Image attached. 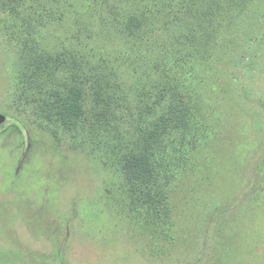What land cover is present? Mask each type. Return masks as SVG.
<instances>
[{
  "label": "rangeland",
  "instance_id": "rangeland-1",
  "mask_svg": "<svg viewBox=\"0 0 264 264\" xmlns=\"http://www.w3.org/2000/svg\"><path fill=\"white\" fill-rule=\"evenodd\" d=\"M161 1L0 0V264H264V0ZM164 46L194 66L197 142L131 191Z\"/></svg>",
  "mask_w": 264,
  "mask_h": 264
},
{
  "label": "trees",
  "instance_id": "trees-1",
  "mask_svg": "<svg viewBox=\"0 0 264 264\" xmlns=\"http://www.w3.org/2000/svg\"><path fill=\"white\" fill-rule=\"evenodd\" d=\"M120 1L123 2L120 11L122 12L123 6L127 3L128 0ZM156 1H159L162 4L161 0ZM95 2L97 3L98 0H94L93 4H95ZM162 5L170 6L168 1H164ZM162 5L160 7H162ZM180 5L184 6L183 2L180 1ZM91 9L93 11L92 6ZM62 17L63 16L60 13L58 19L62 20ZM167 23L169 22L167 21ZM130 28H134V30H132V37L133 31H136V38H139L140 29H144L143 27L139 26L138 23H135L131 19L127 22L125 26L126 32L129 31ZM150 30H152V28H150ZM154 32L155 31L152 30L150 34H153ZM201 38L207 39L208 42L210 37L201 36ZM162 41H164L162 37H159L156 38L152 42V44L157 42H159V44H163ZM189 41L187 40L188 44L187 46L185 45L186 49H193L192 36L189 37ZM159 44H156L157 48L159 47ZM170 52L171 49L165 46L159 51L152 50V56L154 58H163V67L161 70L162 76H159V79L161 78V80H157V85L154 86V101H152L153 108L151 107L147 111V114H151L153 113V111L155 114L159 111V109H161L160 115L158 116L157 120L152 124V127L149 128L150 133L146 132V134L143 136L144 142L141 146L143 150L139 154L132 153L126 156H122V167L125 171V174L127 175L128 181L132 184L131 191H133V189H138L140 185H145L147 187V185L149 184L150 186L149 182L152 178V175L154 174L156 160L158 158H161L162 156H165L163 154H165L166 152L170 153L172 151L177 152L179 151L178 149L181 147L185 148L186 146H189L192 148L196 145L197 142V135L195 133V130L197 129L198 123H196V121L193 119L195 118V116L194 113H191V108L186 106L187 102L194 103L190 95V79L193 76L194 66L190 64L188 57L185 56V59H181L179 57L178 52L181 54V51H174L173 56L169 57ZM55 53L56 54L53 55L56 59L52 61L54 64L55 62H58L59 59V52L55 51ZM163 54L165 55L162 57ZM49 58L50 57H47L44 61V57H40L41 60L38 61L39 66H41L44 62L50 63L51 60ZM169 58H171L173 61L172 64L167 66V59ZM45 67L47 66L45 65ZM89 83L90 88H92L91 79H89ZM119 84L122 85L121 82H119ZM119 84L116 85V87L119 86ZM118 89L121 90L122 87L120 86L118 87ZM93 94L94 96H101L103 95V92H101L97 87V89L93 91ZM197 95L199 97V94ZM55 97H57V95ZM69 97V103L65 104V112L70 117L78 119L82 116L83 113L84 94L82 93L79 87L75 86L71 88ZM142 97L143 93L141 92L139 95V99H142ZM57 105L58 103H56L54 105V108H52L53 114L55 112H59ZM120 107H122V105ZM124 116L125 115H123L122 118ZM201 121L203 122V120ZM199 128L205 129L202 126H200ZM178 157L179 155L176 156V158ZM169 165L172 164L169 163ZM160 197L162 198L163 196ZM152 198L153 199H147V202L156 204L157 200L155 199V197ZM159 217L160 214L157 213V218ZM168 226L170 225L168 224Z\"/></svg>",
  "mask_w": 264,
  "mask_h": 264
},
{
  "label": "water",
  "instance_id": "water-1",
  "mask_svg": "<svg viewBox=\"0 0 264 264\" xmlns=\"http://www.w3.org/2000/svg\"><path fill=\"white\" fill-rule=\"evenodd\" d=\"M5 120H6V117L0 113V126L4 123Z\"/></svg>",
  "mask_w": 264,
  "mask_h": 264
}]
</instances>
